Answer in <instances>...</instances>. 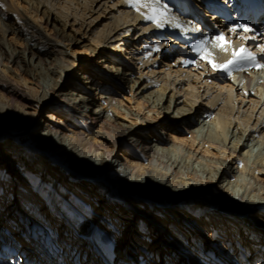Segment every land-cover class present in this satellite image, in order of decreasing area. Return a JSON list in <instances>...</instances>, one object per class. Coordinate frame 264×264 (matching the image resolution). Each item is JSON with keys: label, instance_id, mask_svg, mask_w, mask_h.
Returning <instances> with one entry per match:
<instances>
[{"label": "bare ground", "instance_id": "1", "mask_svg": "<svg viewBox=\"0 0 264 264\" xmlns=\"http://www.w3.org/2000/svg\"><path fill=\"white\" fill-rule=\"evenodd\" d=\"M213 1L165 0L181 27L157 29L121 0H0L5 5L0 72L20 82L15 87L0 83V180L14 175L29 196L33 191L43 198L40 204L20 203L13 192L6 204L0 202V264H66L61 254L41 261L35 254L39 244L46 252L52 247L68 256L73 250L69 264H89L93 254L96 264H120L119 256L125 261L131 255L132 223L140 231L152 227L151 237H144L151 242L146 256L159 244H172L180 254L178 264H242L235 257H245L252 240L260 241L259 250L246 264L257 259L256 253L264 256V68L214 72L191 50L199 39L224 32L233 47L251 48L259 58L264 12L257 20L229 21ZM217 1L227 6V0ZM238 24L253 31L231 33ZM69 30L71 39H63L62 32ZM85 41L93 52L81 63L72 48ZM213 52L217 63L231 59L230 52ZM194 58L199 64L184 63ZM26 66H34L32 73ZM118 88L129 97L118 98ZM59 111L80 114L87 129L69 126L58 118ZM173 120L187 124L182 131L187 138L165 128ZM117 141L125 153L115 152ZM107 202L110 214L122 212V229L103 219L100 208ZM32 211L43 221L33 222ZM173 213L177 223L169 218ZM13 216L29 221L14 228ZM201 216L208 219L202 248L196 233L189 239L180 235L182 226L201 231ZM237 226L241 233L229 242L226 230ZM67 230L81 240L69 242ZM33 237L40 243H32ZM146 256L136 264H147ZM256 264H264V257Z\"/></svg>", "mask_w": 264, "mask_h": 264}, {"label": "rangeland", "instance_id": "2", "mask_svg": "<svg viewBox=\"0 0 264 264\" xmlns=\"http://www.w3.org/2000/svg\"><path fill=\"white\" fill-rule=\"evenodd\" d=\"M45 18L43 17L42 18V22L43 23H45ZM52 21L51 20H49V22H48V27L50 28V29H52L53 27H54V23L52 24L51 23ZM62 31H59V34H62L63 33V36H64V38L63 39H65V40H69V39H71V38H68V36H66V33L68 34L69 32H70V30L69 31H65V32H62ZM260 35H264V33L262 32ZM261 37H264V36H261ZM78 38V37H77ZM2 38L0 37V43H2L3 42V40H1ZM81 47V48H80ZM80 47L79 48H77V47H73L72 49H74V51H76L77 52V57L79 58V59H81V60H79V61H81V63H83L82 61H84V60H87L88 59V57L87 56H90L91 54H92V52H93V47L91 46V44H90V42H88V41H85V42H83L81 45H80ZM14 48L15 49H17V50H20L21 52L23 51V49L22 48H20V47H18V46H14ZM80 53V54H79ZM27 54H28V52H27ZM85 56V57H84ZM31 58V56H29V55H27V58ZM1 59H2V55L0 54V61H1ZM79 61H77V63H79ZM36 63H38V61H36V59H33V65H36ZM1 66V65H0ZM26 68L29 70V73H32V71L34 70V66L32 67H30L29 66V68L26 66ZM58 70H60L59 68H58ZM79 74V76H80V72L78 73ZM28 75V74H27ZM12 77H16L17 78V76H16V74H14L13 75V73H12ZM9 79H4L3 77H2V74H1V72H0V83L4 86V87H15V85H17V83L19 84L20 82H19V80H17V83L16 82H14V81H12L13 79L12 78H10V77H8ZM95 78L97 79V81H98V78H99V76L97 75V76H95ZM43 79H45V77L43 78ZM49 79V82L48 83H50V78H48ZM52 80L53 81H55V78L54 77H52ZM96 88H101L100 87V84H96ZM118 91L120 92V95H118L117 97L118 98H120L121 100H124L123 99V96H126V97H129V94H128V92L126 91V90H124V89H122V88H118ZM104 93H106V92H104ZM39 94H41V90L39 91ZM167 104H165L164 106H166ZM124 109V108H123ZM120 113H122V112H120ZM57 114H58V112H57ZM62 115H65V114H63L62 112H60L59 111V114L57 115L58 116V118H62V120H64L65 121V123L66 124H68L69 126H75V127H77V129H81V130H86L87 129V122L85 121V118L84 117H82L80 114H66L65 116H62ZM109 115L114 119H117V120H119L120 122H122L123 124H129L128 122H126V121H124V120H122V119H120V118H116L117 116H116V114H114V113H112V112H110L109 113ZM119 115H122V114H119ZM62 116V117H61ZM109 116V117H110ZM163 121H164V118H161ZM129 121V120H128ZM130 122V121H129ZM166 126H165V128L167 127V129L169 130V132L170 131H172V135L174 136V137H176V138H178V139H180V138H187V134H185V133H183L182 131H184V130H186L187 128H188V126H187V124L186 123H183V122H179V121H171L170 123H166L165 124ZM7 140H8V138H6ZM6 141V140H5ZM3 145H7V143L6 144H3ZM117 148L115 149V152H118L119 154L120 153H125L126 152V147H124V145H121L120 144V141H117V146H116ZM84 162V164H88V163H86L85 161H83ZM83 164V165H84ZM6 165V164H5ZM55 168H57L56 166H54ZM14 179H15V176L13 175H11V177H9V178H7L5 181H1L0 183L2 184V183H5V185H3V188H2V194L3 193H6L7 191H8V193H7V195H6V198H4V196H1L0 195V202L2 203H4V204H6L9 200V198L11 197V195H12V193L14 192L15 194H17L16 195V198H17V201H19L20 203H28V204H30L29 202L31 201L32 203H34L35 204V202L36 203H38L39 202V204H40V202L43 200V198H42V196L41 195H39V194H36V193H34L33 191L32 192H30V193H32V196H29L28 195V193H29V191H26V190H24L20 185H19V183H17V182H15L14 181ZM210 192H212V190H210L209 191V193ZM23 195V196H22ZM26 196V197H25ZM28 196V197H27ZM35 196V197H34ZM29 197H30V199H29ZM83 197H85L86 198V200L87 201H90L89 199H90V197H88V196H83ZM26 200H25V199ZM28 198V199H27ZM32 198V199H31ZM38 198V199H37ZM36 199V200H35ZM92 199V198H91ZM27 200H29V201H27ZM26 201V202H25ZM38 201V202H37ZM90 203H91V205L92 206H94L95 205V200H93V201H90ZM123 205H124V203H123ZM129 205V204H128ZM131 206V205H130ZM103 207V208H102ZM100 209L102 210V212H103V214L101 213V215H103V219H106V220H108L107 218H109V220L110 221H113V220H115L114 221V225H116L117 226V229L118 230H120V229H122V227L120 226V224L123 222V220H120V218H119V216L122 214V212L120 211V212H118V211H114L113 213H111L110 214V212L112 211V207H111V205H109V203L107 202L106 204H104V206H102ZM119 207V208H118ZM141 207V205H139V207L138 208H140ZM117 208L118 209H120V208H123V206H120V205H117ZM131 214L132 215H135V217H138V214H137V211H136V209L133 207V206H131ZM20 213H21V217H22V213H23V211H20ZM31 213H33V215L31 214ZM30 214H31V218H33L32 220H33V222H39V221H43V218H41V217H39L38 215L36 216V215H34V214H36L34 211H32ZM157 213L156 212H153V217H155V219H156V215ZM12 215V214H11ZM112 215H114L115 217H114V219H111L109 216H112ZM174 216H177L176 218L174 217ZM142 220L144 221V222H146V221H148L147 220V218H144L143 216H142ZM169 218H171V219H173V223H177V218H178V215L176 214V213H173V215L171 216H169ZM201 218V222L199 221L198 222V224H197V226H199V228H201L202 230L201 231H199V230H197L196 228H188L187 226L186 227H184V226H182V225H180V226H182L183 228V230H182V232L183 233H181L180 235H182L185 239H189L191 236V234H197V240H199L198 241V243H197V245H200L201 246V248L202 247H205V245L203 244L204 242H203V240H205L206 239V237H205V235L206 234H204V229H206L205 227L207 226V224H208V219L205 217V218H202V216L200 217ZM97 219H102V218H100V216H98L97 217ZM116 219H117V221H116ZM137 220H138V218H137ZM26 222L27 223V221H29L27 218H25V220H21V218L20 219H16V217H12V219H11V224L14 226V228H17L18 226H23L22 225V223L23 222ZM31 222V221H30ZM136 222V221H135ZM123 223H125V222H123ZM28 224H29V222H28ZM86 224V223H85ZM131 225V227L129 228V230L131 231V233H132V236H130L129 235V237H128V244H129V246L127 247L129 250H127V251H129V253L131 254L128 258H127V260H125L124 261V259L123 260H121V258H120V256H119V263L121 264V262L123 261L125 264H136V262H139V261H141V259L144 257V256H146V252L144 251L145 249H146V246L148 245V244H151V242H150V240H149V238H144V237H147V235L149 234V236L151 237V235H150V231L149 230H151L152 229V227H148V229H146V231H140L139 229H138V227L136 226V224L135 223H132V224H130ZM133 225V226H132ZM187 228V229H186ZM41 229H43V226L42 225H40V224H38L37 225V231H39V232H41ZM174 228H173V226L171 225V227H170V231H171V234L172 233H174L175 235H176V233H177V231H175V230H173ZM189 229V230H188ZM25 230H26V227H25ZM24 229H23V232L25 231ZM225 230V229H224ZM238 230H240V228L237 226L236 228H231V229H229L228 228V230H226V232H227V234H230V238H231V240H229V242L230 241H234V239H235V236L237 235V233H239L240 231H238ZM44 231V230H43ZM148 231V232H147ZM65 232H67L66 234H65V237L67 236V240L70 242L72 239H74V238H77L76 236L74 237V236H72V234H70V232L67 230V231H65ZM226 232H225V235H226ZM42 233V232H41ZM52 233V232H51ZM114 235H115V237L116 238H119L120 237V235H118V232H116L115 230H113V232H112ZM191 233V234H190ZM241 233V232H240ZM70 235L72 236V237H70ZM235 235V236H234ZM54 236H55V234H51V237H50V240H52L53 238H54ZM194 236V235H193ZM233 236V237H232ZM23 237L25 238V237H27L26 236V232L25 233H23ZM131 237H133V238H131ZM153 237V236H152ZM179 237V236H178ZM30 238V237H29ZM29 238H25V240L26 241H29L28 239ZM229 239V238H228ZM240 239V238H239ZM49 240V241H50ZM77 240L79 241V240H81L80 238H77ZM252 240V239H251ZM32 243H36V245L38 244L37 242H39L38 241V239L37 238H32ZM235 241H236V239H235ZM77 242V241H76ZM248 242H250V240L248 239L247 240V243ZM260 242V241H254V240H252V242H250L251 244H252V247H247V250L245 251V257H241V256H237V257H235V259L238 261V262H241L242 264H246V263H248V261L246 260V259H249L251 256H250V253L252 252V251H258L259 250V247H258V243ZM40 243V242H39ZM234 243V242H233ZM249 243V244H250ZM257 243V244H256ZM170 245H172V244H169V245H166V246H164V248L163 247H161V245L159 244V245H157L156 246V248H154L155 250H154V252H152L149 256H146L145 258H147L146 259V262H147V264H178V261H179V258H180V254L178 253V251L177 250H175V246L174 247H172V246H170ZM68 246H69V244H68ZM196 246L193 244V246H192V251L196 254L197 253V248H195ZM258 247V248H257ZM143 248V249H142ZM49 249H50V247H49ZM52 249H53V254H52ZM55 248H52L51 247V249L49 250V252L47 251L46 252V248H44L42 245H40L39 244V248H37V250H35V254L37 255V256H39L40 257V259H41V261L43 260V258L44 257H46V258H50V259H54L57 255H60L61 254V256L63 257V259H64V261H67V262H65L66 264H69V257L71 256V254H72V251H71V249H70V247H69V251H71L70 253L71 254H69V256L68 255H65V253H63V252H61V250H54ZM60 251V252H59ZM264 251V250H263ZM44 252H46L47 254H45ZM91 252V251H90ZM118 255H119V253H117ZM257 254V259H255V258H253V263L252 264H256V263H258L261 259H262V257H264V256H261V257H258V253H256ZM76 255H77V253H76ZM250 256V257H249ZM89 258H90V255L88 256ZM108 257V256H107ZM149 257V258H148ZM100 260V259H99ZM98 260V261H99ZM122 262V263H123ZM97 263V261H96V254H93V258L91 259V261H90V259H89V264H96ZM102 263V262H101ZM184 263V262H183ZM183 263H180V264H183ZM210 264H212V263H210Z\"/></svg>", "mask_w": 264, "mask_h": 264}, {"label": "snow or ice", "instance_id": "3", "mask_svg": "<svg viewBox=\"0 0 264 264\" xmlns=\"http://www.w3.org/2000/svg\"><path fill=\"white\" fill-rule=\"evenodd\" d=\"M121 3L126 4L145 21L151 22L157 29H163L166 26L180 28L181 25L175 22V17L172 16L171 9L165 0H121ZM115 6V5H113ZM5 8L3 3H0V9ZM6 10V9H5ZM148 29L145 28V31ZM187 32L188 29L184 28ZM231 33L236 34L238 31L247 33L253 31L247 24H238L229 30ZM226 34L220 32L211 38L199 39L197 43L191 45V50L198 54L199 60H205L214 72H223L231 75L233 71H245L247 67H255L257 69L264 68V44H257L261 56L258 58L257 53L251 48L241 45L239 48L233 47L230 40L225 39ZM242 40H256V36H243L238 37ZM213 49H219L223 53H231V59L223 63H217ZM156 51H159V45L156 46ZM199 60L190 59L185 60V64H199Z\"/></svg>", "mask_w": 264, "mask_h": 264}]
</instances>
